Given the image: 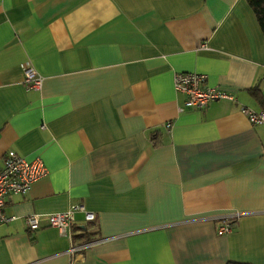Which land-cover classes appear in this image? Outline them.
<instances>
[{"label":"crops","instance_id":"crops-1","mask_svg":"<svg viewBox=\"0 0 264 264\" xmlns=\"http://www.w3.org/2000/svg\"><path fill=\"white\" fill-rule=\"evenodd\" d=\"M174 71L232 98L179 109ZM253 84L264 95L246 0H0V161L13 149L47 168L3 196L0 264H264V121L240 111L264 109ZM74 202L94 217L76 211L65 235L45 214Z\"/></svg>","mask_w":264,"mask_h":264},{"label":"built area","instance_id":"built-area-1","mask_svg":"<svg viewBox=\"0 0 264 264\" xmlns=\"http://www.w3.org/2000/svg\"><path fill=\"white\" fill-rule=\"evenodd\" d=\"M22 82L26 88H38L41 84L42 76L38 74L33 66L25 62L21 65ZM172 84L176 91L183 93L182 105L185 107L202 108L207 103L220 98H232L231 94L214 85L206 83V75L199 71H174L172 75ZM250 123H261L264 121V109H252L245 105L240 106ZM171 122L165 121L164 127L168 130ZM47 173V168L39 156L30 159L24 158L13 149H7L0 161V222H5L14 217L13 214H4L2 210L3 196L6 193L26 192L31 182L42 177ZM82 213L84 220H91L94 214L87 209L83 203H70L63 210L47 212L45 218L47 223L56 227L60 233L68 235L69 225L73 220L74 213ZM238 212L223 215L216 228L218 234L229 232L232 228L230 217L237 215ZM231 215V216H230ZM230 216V217H229ZM38 213H29L25 216V222L29 229L39 226ZM86 243H79L74 248H81ZM73 249V248H72Z\"/></svg>","mask_w":264,"mask_h":264},{"label":"trees","instance_id":"trees-1","mask_svg":"<svg viewBox=\"0 0 264 264\" xmlns=\"http://www.w3.org/2000/svg\"><path fill=\"white\" fill-rule=\"evenodd\" d=\"M251 6L254 15L258 21L262 33H264V0H246ZM249 92L256 99V101L264 107V95L257 88L256 84L251 85L248 88ZM150 140L152 144L158 142V132L156 130L152 131L150 135ZM83 234V232H81ZM225 264H252L248 262H238V261H227Z\"/></svg>","mask_w":264,"mask_h":264}]
</instances>
